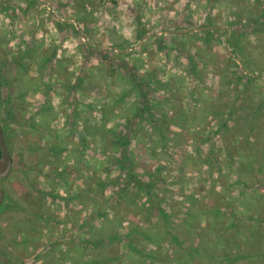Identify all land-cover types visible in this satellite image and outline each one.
<instances>
[{"label":"rangeland","instance_id":"1","mask_svg":"<svg viewBox=\"0 0 264 264\" xmlns=\"http://www.w3.org/2000/svg\"><path fill=\"white\" fill-rule=\"evenodd\" d=\"M24 2L27 8H19L17 0H0V12L10 14L13 21L18 19L17 10L21 17H28L36 9L38 0ZM72 3L84 25V33L91 35L95 29L93 13L104 0H72ZM209 3L230 9L229 15L233 19L226 21V29L220 26L221 14L209 15L198 32L190 21L176 27L177 33L192 29L190 34L185 33L186 40L173 37L171 47L163 38L155 41L158 50L165 52L170 59L171 52L177 53L176 66H180V56L185 58L187 67L184 71L194 84L186 92L182 80L173 78L164 83L160 79L161 70L153 68L147 72L152 86L144 96L153 116L166 119L165 144L139 118L134 122L136 130L130 131L127 150L132 152V165L135 163L140 169L141 180H156L154 190L163 199L166 213L173 215L171 222L175 230L186 239L192 238L184 249L191 245L201 253L209 252L189 258L191 261L185 264H227L220 258L223 254L251 256L245 260L242 257L234 264H264V0H255V3L252 0H209ZM86 6H90L92 12ZM59 7L68 5L61 2ZM57 27L62 32L67 30L76 36L81 35L79 24ZM31 31L34 33L35 29ZM144 36L146 30L141 35ZM250 36L256 38L255 43ZM7 44L8 40L0 35V118L13 160L10 175L0 180V187L6 195L0 208V264H40L45 260L49 264H77L82 261L80 255L84 253V261L89 256L101 260L99 249L92 247L94 229L103 227L95 211H109L104 204L118 190L98 194L101 201L90 193L95 191L96 181L110 183L126 176L116 161L121 156V145L113 143L115 139L106 132L109 129L105 126L117 120L113 129L129 133L124 121L132 117L130 109L134 104L143 100L140 93L144 90L132 87L129 75L125 79L121 75L135 70L137 78L142 79L141 75H145L139 71L142 63L136 61L129 65L124 61L126 48L119 41L115 49L108 50H101L99 44L95 48L82 46L85 66L76 75L68 71L70 61H57L56 49L45 50L35 39L25 45L24 51L20 50V45L14 51ZM220 44L226 45V51L231 49L227 56L214 51ZM142 51L148 52L150 57L153 55L147 47ZM92 56L101 59L102 78L121 81L127 91L125 104L112 101L106 106V110L111 108L110 114L99 125L92 123L96 105L86 103L85 98L97 94L110 102L113 97L118 100L122 93L114 96L112 90L101 88L87 67ZM34 66L41 84L47 76L65 90L63 103L72 109L71 114L64 112L66 135H60L50 126L56 119L50 102L51 83L43 84L45 102L37 112L28 115L32 105L26 98L40 90L33 87L36 81L29 75ZM210 75L219 77L218 87L207 88ZM78 79L83 80L78 90L71 89ZM73 80L76 82L72 83ZM131 97L135 102L125 107ZM77 103L82 106L76 113L73 109ZM37 115L42 117L39 123ZM80 122L84 125L83 132L79 130ZM102 129H105L104 133ZM204 145L208 147L205 149ZM187 146L193 148L195 156L187 151ZM82 148L83 156L80 154ZM97 153L105 158L99 168L96 163L86 160L91 157L95 161ZM70 159H75V165H68ZM113 171L118 173L115 178L111 175ZM214 173L218 174L215 178ZM105 175L107 179L103 178ZM126 181H129L127 177ZM218 186L220 191H217ZM61 187L66 196L59 195L57 189ZM128 192L127 197H134L139 205L145 201L144 195L137 194L133 186L128 187ZM208 206L229 210L207 217L204 209ZM90 208L92 211L84 215ZM62 211L65 212L63 216ZM110 211V221L104 229L107 236L113 232L126 233L136 221L146 230H151L152 224L156 223L157 211L145 220L147 215L139 210V206L135 209L123 206ZM217 238L226 241L219 247L213 244L212 250L210 241ZM82 241L86 243L80 244ZM142 245L136 243L138 249H147L145 242ZM170 249L178 252L175 247ZM104 251L109 259L121 258L120 262L110 264H140L142 261L131 263L123 243H112L104 247ZM174 258L173 254L169 259Z\"/></svg>","mask_w":264,"mask_h":264},{"label":"clouds","instance_id":"2","mask_svg":"<svg viewBox=\"0 0 264 264\" xmlns=\"http://www.w3.org/2000/svg\"><path fill=\"white\" fill-rule=\"evenodd\" d=\"M61 2L67 4L68 7L60 8L59 4ZM17 3L19 4V8L28 7L24 0H17ZM252 3H255V0H252ZM86 7L89 12H92L90 6ZM229 11L228 7L222 9L219 5H211L209 0H116L115 3H112V0H104L103 5L93 13L95 29L91 35H87L84 33V25L80 23L72 0H38L36 9L31 11L28 17H21L19 10H17L18 19L13 21L10 14L0 12V35H3L8 40L7 47L14 51L17 50V45H20L21 51L26 50L25 45L30 44L33 39L37 43H42L45 50L55 48L56 60L61 62L65 60L70 61L67 64L68 71L76 73V75H79V70L85 66V53L82 50V46L90 45L95 48L99 44L101 45V50H108L115 49L116 42L119 41L125 45L126 52L123 54V58L129 65L140 61L142 63V67L139 69L141 74L147 73L153 68L161 70L160 79L162 82L166 83L173 78L182 80V86L187 92L191 90L194 84L192 78L184 71L187 67L185 58L180 56V66H176L177 53L175 51L171 52L170 59L169 55L158 50L155 41L163 38L169 47H171L173 37L186 40L187 35L185 33L190 34L192 29L188 28L184 32L177 33L176 27L190 21L191 25L198 32L201 26L206 24L209 15L215 17L217 14H221L223 19L220 22V26L226 29V21L233 19L229 15ZM63 24L73 26L79 24L81 35L76 36L67 30L62 32L57 25ZM32 29H35L34 33L31 31ZM141 30H146V36L141 37L139 35ZM13 36H15L14 39ZM249 39L255 43L256 38L254 36H250ZM21 41L24 43L22 44ZM144 47L149 48L153 53L151 57L148 52L142 51ZM225 49L226 45L220 44L214 51L227 56L231 49L227 51ZM87 67L91 69V75L100 83L101 88L107 87L112 90L114 96L122 93L124 88L121 85V81L115 80L112 77L102 78L100 69L103 66L101 59L97 56H92L89 59ZM29 75L36 81L33 87H38L40 90L34 94H30L26 98L32 105L28 115L31 116L37 112L38 107L45 102L47 98L44 96L43 84L51 83L53 91L50 93V102L56 119L51 121L50 126L60 135H66V116L64 112L71 114L72 109L63 103L65 99L64 88L57 85L55 79L50 80L47 76L44 77L43 84H41L36 66H34ZM218 81L219 77L210 75L206 82L207 88L218 87ZM75 82V80L72 81V83ZM205 94L207 95L208 93L206 92ZM85 102L96 105L97 110L92 113L94 117L92 123L96 125L101 124L103 118L100 108L109 101L102 99L97 94H93L85 98ZM134 102L135 98L131 97L125 107H130ZM119 116L120 113L118 112L117 119ZM41 119L40 115L36 116L37 123ZM116 122L117 120H113V122L108 123L105 127L111 129ZM79 130L83 132V122L79 123ZM203 147L206 149L208 145H204ZM69 148H71V145H69ZM187 151L195 156V152L191 146H187ZM86 160L89 163H96L97 168L105 162V158L99 153H97L95 161L91 157H86ZM67 163L72 166L75 165L76 161L75 159H70ZM204 170L207 171L206 165L204 166ZM117 174L116 171H113L111 174L112 178H115ZM216 176L218 174L214 173L213 177L215 178ZM103 178L107 179L108 177L105 175ZM41 182L43 185V177H41ZM46 190L51 191L50 188H46ZM220 190L218 186L217 191ZM57 191L61 197L67 195L63 187L58 188ZM177 198L179 199V197ZM48 203H52L50 198ZM91 211V208L88 209V212H85L84 215H88ZM60 214L63 216L65 212L62 211Z\"/></svg>","mask_w":264,"mask_h":264},{"label":"trees","instance_id":"3","mask_svg":"<svg viewBox=\"0 0 264 264\" xmlns=\"http://www.w3.org/2000/svg\"><path fill=\"white\" fill-rule=\"evenodd\" d=\"M203 31L207 32V34L209 33L205 29ZM140 32H141L140 36L144 34V30H141ZM31 54L32 56L35 55L34 52H32ZM45 61H49V59H46ZM112 72L113 71L111 70V73ZM113 74L114 72L111 75ZM136 74H137V71L134 70L130 72H125V75L124 74L121 75V77H123L124 79L129 75L130 85L132 87H137L138 90L139 89L144 90L143 93H140V96L143 97V100L140 102L138 101L137 103L134 104L133 108L130 109V111H132V117L124 121L125 125L127 126V129L129 130L128 131L129 133L126 134L118 129H113V128L106 131L107 133L111 134L112 137L115 139L113 143L119 142V144L121 145V156L120 158L116 159V161H117V166L119 170L124 171L126 176L124 179L120 180L119 178L117 180L110 181V183L103 182L100 180L96 181L95 191L91 192L90 194H92L94 198L99 199V197L97 196L98 194L104 195L107 192L113 191V189L116 188V190L118 191L116 192L114 191L113 192L114 194L111 192L113 195H110L109 199H107V201L105 202L106 204H104V206L109 211L115 210L116 208L123 207V206H126L130 209H135L139 206V210L145 211V215H147L146 216L147 218L145 217V220H149V217H151L154 211H157L155 215L156 223L152 224L151 230L150 229L146 230L140 227L136 221L135 226L130 227V229H128L126 233L122 234L115 229L118 233L113 232L112 234H109L107 236L106 230L104 229L106 228L105 227L106 223L110 221L108 217L110 213L109 211H95L96 217L97 219L100 220L101 224H103V227H101V229H97V228L94 229V232H93L94 239H93L92 247H94V250L95 248L99 249V252L103 259L100 260L98 259L97 256H94V257L89 256L87 257V260L84 261L83 259L85 258V253H84L80 255L81 257L80 259H82V261L80 262L78 261L77 264H110V263L120 262L119 260L121 258L119 256L113 259H109L105 255L106 253H104L105 252L104 247L109 246L112 243H123L125 245L126 251H128V254H129L128 258L130 262L132 263V261H134L135 263V262H139L140 260H142L140 264H153V263L185 264L186 262L191 261L190 259L194 258L195 256L201 257L203 253H209L207 251H202L201 253L197 248H193L191 245H187L188 247L184 249L185 244H188L190 240H192V238L186 239L182 235L179 234L178 230H175L174 225L171 222V218L173 215L172 214L169 215V213H166L167 208H166V205L164 204L163 199H160V197L157 195V193L154 190L153 186L156 187L157 185L155 183L156 180L151 178L149 180L142 181L141 180L142 174H140V169H138L137 164L134 163L132 165L133 163L132 157H131L132 152L131 151L129 152L127 150V146L129 142L131 141V135H129L130 131H132L133 133L136 130V126L134 127V122L137 119L140 118V120H142L146 125H148V127L150 126L152 128V131L155 132L154 134L160 136V139L163 140L162 142L163 144H165V141H166L165 138L168 133L167 132L165 135L164 134L165 132H163L165 125H167V128H168L166 119L153 116V114L151 113L152 109L149 105V102L147 101L148 99H146L144 96V94H148L150 92L149 86H152L150 85L152 81L148 77L150 76L149 75L150 73H145V75H141L142 79H140V77L138 79ZM82 81H83L82 79H78L77 84H75L74 87H71V89L74 88L75 90H78V88L80 87L79 85L80 83H82ZM158 84H161L160 81L158 82ZM126 98H127V91L124 90L122 92L121 97L118 100H115V97H113V99L110 102L105 103L103 105L104 107L102 106L103 109L102 108L100 109L102 113V118H103L102 120H105L106 117L110 114V113L108 114V112L111 110V108L109 110H106V106L111 104L112 101H114L115 104H117L116 101H120V103L124 105ZM79 106H82V105L80 103H77L73 111L77 113L76 110ZM102 130L104 133L105 129H102ZM3 131L5 134L4 128H3ZM82 138H83L82 140H84V137ZM102 138L106 139V136L102 135ZM81 144L85 145V143H81ZM80 154L81 156H83L84 154L83 148L80 151ZM127 164L130 166H128ZM126 177L129 181H126ZM149 181H152L153 184ZM130 186H133L136 189L137 194L144 195L145 201H143L142 203L139 202L140 205L135 202L134 197L133 198L127 197V195H129L128 187ZM193 200L196 201L197 199L194 198ZM227 210H229V208L222 209L221 207H215V206L214 207L208 206L206 207V209H204L205 215L207 217H209L210 215L218 216L219 214H222L221 211L225 212ZM117 219L120 220L119 218H116V220ZM119 226L120 225H118V227L116 228L118 229ZM148 231L151 233H149ZM133 238H135V242L133 241ZM224 241L226 240L223 238H217L215 241H210L212 245V250H214L213 244L216 247H219L223 245ZM144 242L147 245V249H145L144 247L138 249V246H136V243L137 244L139 243L140 245H142ZM79 243L83 244L86 242L82 241ZM170 247L171 248L175 247V249H177L178 252L171 250ZM164 251L165 253H163ZM116 253L118 254V252ZM173 254L175 258L170 260L169 258ZM242 257L245 260L247 258L250 259L251 256L246 258L244 256H239V255H236L234 257L229 254H223L222 257L220 258H222V260H226L227 264H229L230 262H233L232 264H234L238 259H243ZM216 258L218 257H215V259ZM52 262H54V259ZM43 264H49V263L47 262V260H45ZM52 264H55V263H52Z\"/></svg>","mask_w":264,"mask_h":264},{"label":"water","instance_id":"4","mask_svg":"<svg viewBox=\"0 0 264 264\" xmlns=\"http://www.w3.org/2000/svg\"><path fill=\"white\" fill-rule=\"evenodd\" d=\"M2 103V72L0 66V115ZM13 165L12 155L3 131L1 118H0V180L8 178ZM5 191L0 187V208L5 202Z\"/></svg>","mask_w":264,"mask_h":264}]
</instances>
